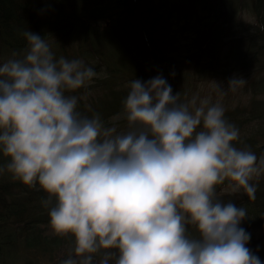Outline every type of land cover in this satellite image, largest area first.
<instances>
[{
	"label": "clouds",
	"instance_id": "9594fccd",
	"mask_svg": "<svg viewBox=\"0 0 264 264\" xmlns=\"http://www.w3.org/2000/svg\"><path fill=\"white\" fill-rule=\"evenodd\" d=\"M23 36L24 53L0 64V174L47 194L53 231L72 240L62 264H262L240 227L246 209L217 189L254 200L264 155L236 146L240 130L219 101L180 102L162 76L134 79L123 101L129 130L117 134L98 113L81 115L71 94L106 73ZM245 83L233 77L227 90Z\"/></svg>",
	"mask_w": 264,
	"mask_h": 264
},
{
	"label": "trees",
	"instance_id": "16d2710c",
	"mask_svg": "<svg viewBox=\"0 0 264 264\" xmlns=\"http://www.w3.org/2000/svg\"><path fill=\"white\" fill-rule=\"evenodd\" d=\"M249 11L254 22L241 17ZM26 29L45 37L57 59L80 58L106 73L71 94L79 97L81 115L98 113L117 134L129 130L123 101L134 79L146 83L164 75L173 95L180 93V102H186L197 79L261 74L251 80L252 89H244L248 102L226 108L225 118L240 130L237 147L264 155V0H0V64L24 53ZM253 183L254 200L222 188L217 197L246 209L240 227L250 234L247 247L264 264V235L253 234L264 229V174ZM47 198L6 171L0 174V264H62L68 258L72 240L53 231L49 208L42 204ZM188 231L198 236L190 225Z\"/></svg>",
	"mask_w": 264,
	"mask_h": 264
},
{
	"label": "rangeland",
	"instance_id": "374dc122",
	"mask_svg": "<svg viewBox=\"0 0 264 264\" xmlns=\"http://www.w3.org/2000/svg\"><path fill=\"white\" fill-rule=\"evenodd\" d=\"M242 19H244V21L248 22H254V18L251 15L250 11L249 12H244V14L241 16ZM258 76L261 74H257ZM255 75V76H257ZM157 76H162L165 80H166V76L164 75H155V77ZM254 74H252L251 72H233L230 74H225V75H214V76H209V77H205L202 79H197L194 82H192V86H190V93L188 94V100L193 97V96H199L200 98H204V97H211V100L213 103H216L217 101H219L221 103V105L224 107V109L226 108H230L232 106H235L236 104H240V103H247L250 95L248 92H245L244 89H252L250 88V82L253 79V77H255ZM233 77H239V78H243L246 80V83L244 84L243 87H238L235 91H228V83L230 81V79H232ZM212 82H216L217 84L221 85L223 87V89L226 91V94L223 96H220L213 87V83ZM231 193V192H228ZM236 195H242L244 194L243 191L238 192V193H233ZM254 236L256 237H260L261 235H264V229H255L253 231Z\"/></svg>",
	"mask_w": 264,
	"mask_h": 264
}]
</instances>
